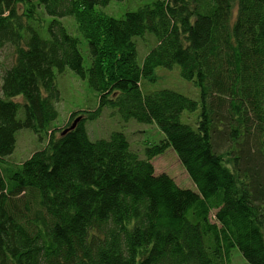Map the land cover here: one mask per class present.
I'll use <instances>...</instances> for the list:
<instances>
[{"label": "trees", "instance_id": "obj_1", "mask_svg": "<svg viewBox=\"0 0 264 264\" xmlns=\"http://www.w3.org/2000/svg\"><path fill=\"white\" fill-rule=\"evenodd\" d=\"M113 1L0 0V50L12 47L0 65V264H226L232 248L264 264V0H147L118 17L102 9ZM145 34L155 42L139 63ZM157 67L177 68L198 98L146 89ZM66 69L98 106L60 127ZM103 107L162 136L142 155L121 130L91 140L85 122ZM24 128L45 144L15 164ZM167 149L193 187L155 172Z\"/></svg>", "mask_w": 264, "mask_h": 264}, {"label": "rangeland", "instance_id": "obj_2", "mask_svg": "<svg viewBox=\"0 0 264 264\" xmlns=\"http://www.w3.org/2000/svg\"><path fill=\"white\" fill-rule=\"evenodd\" d=\"M123 0L113 1L108 6L102 8L106 13L118 17L127 9H135L138 5L147 2V0ZM138 4V5H137ZM137 5V6H136ZM117 7V8H116ZM4 10V9H3ZM61 21L67 29L81 39V52L83 54V62L85 67L89 64V58L86 51V42L78 32V25L74 18L64 17ZM137 48V60L139 63L145 53L154 44V38L145 34L143 37L135 39ZM12 56V47L4 46L0 50V65L9 63ZM2 66H0L1 69ZM1 72V70H0ZM154 81H148L146 89L171 88L180 91L191 98H198V89L192 83L184 80L178 73L177 68L165 69L157 67L154 70ZM57 87L60 93V99L56 102V108L59 116L55 121L60 127L67 124L70 120V114L74 111L83 113L84 111H94L98 106L97 93L92 90L86 80L81 79L72 70L66 69L62 74L56 77ZM145 90V88H143ZM188 114V113H186ZM191 113L189 115H193ZM17 116H23L22 109L18 111ZM79 118L81 115H77ZM87 134L91 140L99 138H107L112 131H123L135 150L141 155L143 148L147 144L154 143L162 136L156 126L150 124L139 123L134 119L123 120L118 111L113 107H103L99 117L85 122ZM16 143L13 153L8 159L18 164L28 158L30 154L41 148L45 141L39 142L35 133L30 129H20L15 133ZM152 164L156 173H166L171 176L174 181L181 187H193L187 172L180 164L176 154L171 149L165 150L162 154L152 159ZM226 264H249L240 254L238 249L232 248L229 259Z\"/></svg>", "mask_w": 264, "mask_h": 264}, {"label": "water", "instance_id": "obj_3", "mask_svg": "<svg viewBox=\"0 0 264 264\" xmlns=\"http://www.w3.org/2000/svg\"><path fill=\"white\" fill-rule=\"evenodd\" d=\"M79 119V117H76L69 128H72L76 124V122L79 121Z\"/></svg>", "mask_w": 264, "mask_h": 264}]
</instances>
